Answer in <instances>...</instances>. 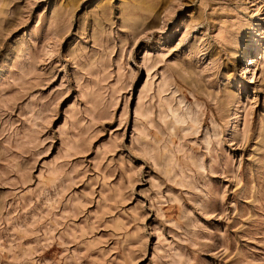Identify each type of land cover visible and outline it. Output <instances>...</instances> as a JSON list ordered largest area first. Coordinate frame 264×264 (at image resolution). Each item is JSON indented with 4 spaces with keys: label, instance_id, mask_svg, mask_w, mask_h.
<instances>
[{
    "label": "rangeland",
    "instance_id": "1",
    "mask_svg": "<svg viewBox=\"0 0 264 264\" xmlns=\"http://www.w3.org/2000/svg\"><path fill=\"white\" fill-rule=\"evenodd\" d=\"M0 264H264V0H0Z\"/></svg>",
    "mask_w": 264,
    "mask_h": 264
},
{
    "label": "bare ground",
    "instance_id": "2",
    "mask_svg": "<svg viewBox=\"0 0 264 264\" xmlns=\"http://www.w3.org/2000/svg\"><path fill=\"white\" fill-rule=\"evenodd\" d=\"M136 3V2H135ZM138 4H141L140 2L138 3ZM140 6V5H139ZM137 7V6H136ZM130 21L132 22V23H136L135 22V19H130ZM251 58H248L247 60H248V62H249V60H250ZM246 63H247V61H246ZM244 70H249V65H246L245 67H244Z\"/></svg>",
    "mask_w": 264,
    "mask_h": 264
}]
</instances>
